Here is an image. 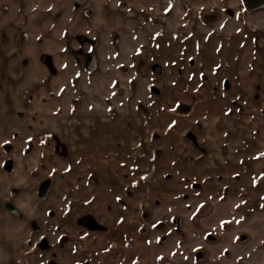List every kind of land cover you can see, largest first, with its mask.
Wrapping results in <instances>:
<instances>
[{
	"label": "rangeland",
	"instance_id": "374dc122",
	"mask_svg": "<svg viewBox=\"0 0 264 264\" xmlns=\"http://www.w3.org/2000/svg\"><path fill=\"white\" fill-rule=\"evenodd\" d=\"M233 1L226 3L232 5L228 7L230 13L222 11L224 3L215 4L214 11L219 10L220 17L215 12L210 13V7L197 10L192 0H180L182 11L175 14L170 5H175L176 0L167 3V12L171 11L172 16L166 17L165 22L167 28L175 33L167 32L166 37L153 34L151 43H143L138 48L135 46L133 64L126 69L132 73L129 81L132 80L135 107L131 104L132 111L115 113L111 116V125L106 123L102 113L95 110L81 116L78 113L66 117L53 116L64 120L56 127L60 131L55 132L59 135L60 154L54 151V147L48 150L46 146L43 145L41 149L38 145L45 144L43 134L52 132V127L43 124L38 135L36 131H30L38 147L27 159L37 158L38 161L42 158L40 176L32 178V193L35 203H38L32 207H36L37 222L42 226H39L38 236L45 235L49 243L54 244L53 251H41L39 264H66L68 259L70 264H79L85 257L86 264H96L98 259L102 264L104 260V264H230L225 260V255L218 257L223 246L234 251L229 239L215 243L218 237L214 236L210 241L204 237L229 234L231 238L237 233L236 236L241 235L240 240L243 242L245 239L242 235L244 232L247 235L249 219L253 220L259 208H264V153L257 148L264 137L263 131L247 130L246 141L238 148L233 147L239 158H248L242 161L241 176L236 175L239 187L245 186L239 194L242 203L235 205L241 213L243 225L239 224L240 220L228 221L223 224H230L223 234L220 233L223 226L217 231L213 223L210 225L200 220L203 216L195 219V211L199 206L203 211H208L207 214L214 208L215 201H202L204 196L194 200L193 207L189 206L192 221L188 224L183 217L176 215L158 218L164 220L161 221L163 225L154 222L153 218L148 225L142 219H148L154 209L174 205L177 197L191 203L189 201L193 196L189 193L178 196L165 193L163 182L175 186V179H167L170 176L165 174L170 166L174 173L179 158H198L199 155L200 158H214L213 149H209L206 141H201L204 138L195 130L198 128L201 133H205L207 126L202 123V116L206 122L213 119L217 129H222L224 135H230L233 142L236 133L226 130L227 123L232 122L234 127V124L239 123L238 116H247L250 119L246 118L247 123L264 120V95L259 92V85H254V81L260 77L264 81V29L249 19L254 11L245 8L242 0ZM239 8L242 10L240 16L237 15ZM205 14L211 16L210 21L203 20L201 16ZM236 15L244 24L240 31H215L222 17ZM151 17V23L154 24L163 20ZM258 59L262 63L256 68ZM118 86L121 94L123 88L120 84ZM195 106L197 110L194 111ZM199 113L200 118L197 116ZM101 125L104 133L96 131ZM83 136L87 137V144L83 143ZM188 148L197 150L199 155ZM243 149L247 150L246 154ZM215 151L220 155L218 148ZM50 158L54 159L53 162ZM155 158H171L169 167L167 162H153ZM24 161L19 163L20 173L27 163ZM149 174L154 180L165 175L162 184L158 182L155 185L154 181H148L146 176ZM46 176H51L52 186L41 197L38 187ZM201 186V183L192 184L196 191H200ZM230 190L229 186H225V196L221 198L228 197ZM85 204L87 207H83ZM138 212L140 221L136 220L130 231L126 230L128 225H118L108 228L107 232L111 229L108 234L96 233L91 238L83 239L79 237L80 229L76 222L85 214H94L105 228L108 223L103 221L104 218H126L127 223L133 213L138 217ZM162 235L166 240L159 245L157 239ZM111 236L113 240L110 241ZM116 237L119 241L115 240ZM131 240L132 245L128 247ZM101 242L105 244L100 246ZM151 242L155 244L153 248ZM181 242L183 246H180ZM197 243L204 246L202 252L196 253L198 256L195 254ZM218 245L220 249H215ZM9 248L13 249L10 245ZM34 248L28 244V249L14 264L26 260L29 264H36L38 250L34 252ZM154 254L157 255V261L154 260ZM232 255L228 252L229 258Z\"/></svg>",
	"mask_w": 264,
	"mask_h": 264
},
{
	"label": "crops",
	"instance_id": "0c3cea01",
	"mask_svg": "<svg viewBox=\"0 0 264 264\" xmlns=\"http://www.w3.org/2000/svg\"><path fill=\"white\" fill-rule=\"evenodd\" d=\"M170 1L172 0H0V264H14L23 256L30 234L31 219L36 216V207L32 206L38 203H35L32 193L34 177L31 171L40 159H27L37 151L29 152L33 142L30 131L34 130L38 135L43 124L52 127L54 133L60 131L56 127L64 120L54 118L55 116L66 117L75 113L81 116L95 110L94 112L102 113L106 123L111 125V116L115 113L132 111L131 104L135 107L132 80L129 81L132 73L126 69L133 64L132 52L137 46L144 45L143 43H151L153 34L166 37L167 32L175 33L167 28L165 22L166 17L172 16L171 11L167 12V3ZM179 1L176 0L175 5H170L173 7V14L182 11ZM192 2L196 3L197 10L209 7L215 10V4L224 3L222 11L225 13L226 7L232 6L226 3L234 1ZM237 10L236 13L240 16L242 10ZM251 10L254 12L248 18L260 25L257 27L264 29V8ZM151 15L155 19L163 20L156 24L151 23ZM237 15L222 17L215 31H240L244 24H241ZM206 36L204 38H208ZM211 37L212 35L209 40ZM204 41L207 42L206 39ZM258 50L262 51L261 47ZM87 52L94 54L87 58ZM45 54L52 57L58 70L55 75L50 73L49 67L42 60ZM89 59L95 65L93 72L86 68V61ZM258 60L256 68L262 63ZM118 84L123 88L121 94ZM256 84L259 85V92L264 95V81L261 77L254 81V85ZM30 91L34 92L31 102L28 98ZM197 104L196 106L199 105ZM196 106L194 111L197 110ZM199 108L201 110V105ZM197 116L200 118L201 113ZM246 118L248 117L238 116L239 123L234 124L235 128L232 127V122L226 124L227 131L236 133L234 142L237 144H234L230 135H224L222 129H217L213 119L206 122L202 116L201 121L207 129L205 133H201L198 128L195 130L204 138L201 141H206L209 149H213L214 158H200L197 150L188 148L199 155L198 158H179L177 166H174V173L170 166L165 175L170 176L167 179H175V186L163 182L164 192L175 193L177 196L189 193L193 197L190 204L177 197L174 205L154 209V219L176 215L183 217L188 224L192 221V210L189 206L193 207L194 200L204 196L202 201L208 199L215 202L212 212L202 213V222L210 225L213 223V228L220 231L224 223L242 220L235 205L242 203L239 194L245 186L239 187L240 182L236 180V175L241 176L242 161L248 158H239L234 148L240 147L246 141L247 130L264 132V120L247 123ZM96 131L104 133L102 125ZM83 137V143L87 144V137ZM260 141L257 148L264 153V137ZM27 148V154H23ZM215 148L219 149L220 155ZM242 151L247 153L245 149ZM11 155L15 157L17 166L13 172H8L4 170L3 164ZM170 159L155 158L156 161L153 162H167L169 167ZM251 159L258 161L256 158ZM23 160L27 163L20 173L19 163L22 164ZM162 178L156 177L155 181L162 184ZM194 182L201 183L200 191L192 187ZM225 186H229L231 192L228 197L221 198L225 196ZM16 189H20V194L14 197L12 192ZM8 204H13L24 216L18 217L19 215L7 207ZM135 214L131 216L132 223L140 221L139 212L138 217ZM262 217V223L255 225L254 230L246 228L249 235L255 236L259 231L264 234V216ZM109 220L113 221L115 218ZM236 235L237 233L232 239ZM241 254L249 261L247 253ZM241 254L238 253V256L241 257ZM249 264H255V261H249Z\"/></svg>",
	"mask_w": 264,
	"mask_h": 264
},
{
	"label": "flooded vegetation",
	"instance_id": "af4514ba",
	"mask_svg": "<svg viewBox=\"0 0 264 264\" xmlns=\"http://www.w3.org/2000/svg\"><path fill=\"white\" fill-rule=\"evenodd\" d=\"M243 5H244V7L246 6L245 3ZM245 8L248 9V7H245ZM226 11L228 13H230L231 12V9L230 8L229 9L226 8L225 13H226ZM214 12H215L216 15L219 14L218 17H220V11L219 10H218V12L212 10L210 13H214ZM201 17L203 18L204 21H209L208 19L211 16H209V14H205V15H202ZM88 53H90V52H87L86 53L87 58H90L91 57L89 55L94 54V53H91V54H88ZM83 54H85V52H83ZM49 61L52 63V66H54V68L52 69V70H54V73L49 68L50 73L52 75H55L58 70H57L55 64L53 63V60L51 61L50 59L47 58V62H49ZM86 68L90 72H93L94 71L95 65H94V62H92L91 59H89L88 61H86ZM119 91H120V89H119ZM28 95H29L28 98L31 99V100L29 99V101L30 102L33 101L34 92L33 91H30ZM52 135H54V136H52ZM58 139H59V135L57 133H54V132L48 133V132H46V133L43 134V141L45 142V144H38V145H40L41 149H42V146L44 145V146H46V148L48 150L51 149V148L53 149V147H54V151L57 152L58 154H60L61 150H60L59 145H58V141H57ZM38 145H37V143L35 141H33L32 144H31V148H30L29 152L30 153L34 152L36 150V148L38 147ZM27 150H28V148L24 150L23 154H25V152L27 154ZM40 153H42V151H40ZM44 159H47V158H44ZM50 159L53 162L54 159L53 158H50ZM66 159H67V157L64 160H66ZM41 162H42V158H40L39 163L37 164V166L34 167L33 170L31 171V174L34 177H39L40 176L39 174H40L41 167H39V165L42 164ZM52 162H51V164L53 165ZM16 166H17V163H16V160H15V157L12 156V155L10 157L8 156V158L5 159L4 164H3L4 170H6L8 172H13L15 170ZM51 170H52V168H51ZM50 177L51 176H46L44 178H45V180H50V185L52 186V184H51L52 183V180H51ZM146 179L148 181H150V182L154 181L153 184H155V185L158 184V182H156L153 179V177L151 176V174L147 175L146 176ZM39 187H40V185H39ZM50 189H51V187H50ZM12 193H13V196L14 197L19 196L20 189L13 190ZM40 194H41V188H39V195ZM83 207H87V204H85ZM259 209H260L259 213L257 215H255V217L254 216L251 217V218L254 217V219L253 220L252 219H249V222H248L247 227H249V229H251V230H254V226L255 225H259L260 223H262L261 220L263 219L262 216H264V208L261 207ZM203 212L204 211L202 210V207L199 206L198 209L195 211V219H198L199 217H201V213H203ZM140 213L142 215V211ZM23 214L24 213L21 212V215L18 216V217H21V216L23 217L24 216ZM36 216L31 219L30 234L28 235V238H27L26 249H28V244H29V247L31 245H33L36 248V249L34 248L35 249L34 252H36L38 250V255H37L38 257H37V263L36 264H39L38 258L40 256H42L41 251L43 250V251H45L47 253L50 252V251H53L54 250V244L52 242L49 243L47 236H45V235L38 236V233L40 231L39 226L40 227H42V226L38 224V222H37L38 221L37 220L38 217L36 218ZM151 218H153V215L150 214V216L148 217V219H145V220L142 219V221L144 223L147 222L148 225H149ZM152 220L154 222L161 223L163 225V222H161V221H164V220H162V219H156V220H154V218H153ZM103 221L105 223H108V227H105L104 228V226H102V223L103 222L100 221L94 214H85L84 216L78 218V220L76 222V226L80 229V232H79V235L80 236L79 237L81 239H83V238H91L92 235L93 234H96V233H106V234H108V233L111 232L110 230L112 228H114V226L116 227L118 225H121V226H127L128 225L129 227H127L126 230L127 231H130L131 230L130 227H133V225L135 224V223H132L131 221H129V222L126 223V220L124 218L115 219L113 221L112 220H109V219H103ZM178 222L179 223L181 222L180 218H178ZM241 223L242 222L240 221L239 224H241ZM243 224L244 223H242L241 225H243ZM157 225L160 226V224H157ZM229 225H224L223 226V228H222L223 234H224V232L226 230V227L227 226L229 227ZM140 226H143V224H140ZM108 228H111L109 230V232H107V229ZM85 231H86V234H85ZM210 231H213L214 232V230H210ZM36 234H37V237L35 236ZM214 236H216V237L219 238L218 241H216L215 243L219 242L220 240H227V239H229V243L233 247V250L234 251L232 252V250H230L229 247L223 246L222 249L220 250V253L218 254V257H223L225 255L226 256L225 260L228 261V263H230V264H249V261H250V263H252L253 261H255V264H264V238H263L264 237V234L263 233L261 234V231H259L258 234L255 235V236L249 235L248 233L246 235V232H244V234L242 235V237L245 240H243V242H241V240H240L241 235H239V237L238 236H235L234 239H232V237L230 238L229 234H226L225 236L218 235V234L216 235L215 234V235L205 236L204 238H206V239H208V241H210L211 239H214ZM93 237H95V236H93ZM220 237H221V239H220ZM95 240H96V238H95ZM111 240H113V236L110 237V241ZM115 240H118L119 241V238L116 237ZM165 240H166V237L164 235H162V236H160L157 239V244L162 245V244L165 243ZM239 240L243 244H241L239 242ZM85 244H86V242H85ZM96 244L97 243L95 242V245ZM103 244H105V242H101L100 243V246L103 245ZM129 244L130 245H128V247H130L132 245V240H131V242ZM150 245L152 246V248L155 246L154 242H151ZM86 246H87V244H86ZM180 246H183V242H181ZM203 248H204V246L202 244L197 243L196 246H195V250H196L195 254L197 252L198 253L202 252L201 250ZM215 249H220L219 245H218V247H215ZM84 251H86V249ZM84 251H82V252H84ZM228 252L229 253H233V255H232L231 258L228 257ZM241 252H244V253H247L248 254L249 261L245 257L244 254H241ZM238 253L241 254V257L238 256ZM70 255H71V252H70ZM154 260L157 261V255L156 254H154ZM86 262H87V259L85 257V260L79 261V264H86ZM19 263L20 264H29V262L27 260L25 262L20 261ZM65 263L66 264H68V263L70 264L69 259ZM104 263H105V260H104ZM96 264H102V262H100V260L98 259V261L96 262ZM221 264H226V263L222 262Z\"/></svg>",
	"mask_w": 264,
	"mask_h": 264
},
{
	"label": "water",
	"instance_id": "95a60500",
	"mask_svg": "<svg viewBox=\"0 0 264 264\" xmlns=\"http://www.w3.org/2000/svg\"><path fill=\"white\" fill-rule=\"evenodd\" d=\"M243 2L246 4L247 7H249L250 9H256V8H264V0H243ZM212 16H215V14H213ZM216 17V16H215ZM210 21V19H208ZM214 21H216V19H213ZM213 22V21H211ZM49 64L52 65V63L49 61ZM227 88L229 87V85L227 84L226 86ZM50 187V181H45L44 183H42V185L40 186L41 188V197H44L48 191ZM10 208V210L12 212H14L17 215H21L20 211H18L13 204H8V206Z\"/></svg>",
	"mask_w": 264,
	"mask_h": 264
},
{
	"label": "trees",
	"instance_id": "16d2710c",
	"mask_svg": "<svg viewBox=\"0 0 264 264\" xmlns=\"http://www.w3.org/2000/svg\"><path fill=\"white\" fill-rule=\"evenodd\" d=\"M47 58L52 61L51 56L46 55V54L42 56V60L47 64V66H49L50 70H52L54 68V66L50 65L49 62H47ZM52 72L54 73V70H52Z\"/></svg>",
	"mask_w": 264,
	"mask_h": 264
}]
</instances>
